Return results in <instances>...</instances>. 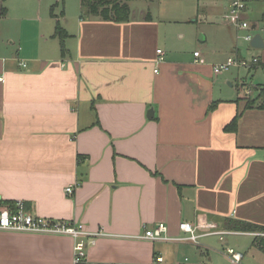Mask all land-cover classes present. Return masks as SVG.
I'll return each mask as SVG.
<instances>
[{"label": "crops", "instance_id": "crops-1", "mask_svg": "<svg viewBox=\"0 0 264 264\" xmlns=\"http://www.w3.org/2000/svg\"><path fill=\"white\" fill-rule=\"evenodd\" d=\"M123 1L127 22L83 16L81 0L55 18L47 0L17 34L0 29V206L22 201L36 216L101 233L86 264H153L167 245L188 242L182 222L215 224L229 232L219 236L226 246L247 239L240 264H264L260 233L226 229L229 220L264 226V98L247 109L235 72L213 71L240 56L226 0L203 13L216 26L212 43L193 34V3L178 12ZM159 223L170 241L140 238ZM214 236L197 245L219 256ZM0 264H74V239L0 231Z\"/></svg>", "mask_w": 264, "mask_h": 264}, {"label": "rangeland", "instance_id": "rangeland-1", "mask_svg": "<svg viewBox=\"0 0 264 264\" xmlns=\"http://www.w3.org/2000/svg\"><path fill=\"white\" fill-rule=\"evenodd\" d=\"M66 0H55V3L50 6V14H52V8L55 6L54 12L60 14L61 8H64ZM150 2L156 5H163L165 7H174L178 9V12L181 11V8H188L190 5L194 6V19L200 17L198 21L192 25L193 34L198 36L200 34L204 35L205 33L212 43L217 39L216 36V26L212 25L213 23L209 22L210 20L204 19L203 13L209 14V9L212 6L213 0H149ZM223 1V0H222ZM225 1V0H224ZM47 0H0V29L5 32L6 35L10 36L12 34H17L19 30H21L18 25H20L21 21H19L23 17H29L34 12V10L41 8L42 4H45ZM228 5V0L225 1ZM134 9L136 7H142L145 1L134 0L133 1ZM223 4V3H222ZM57 5V6H56ZM4 7L7 10L6 15H1V7ZM248 23L251 25L250 32L247 33L245 31H238L233 26L232 29V45L234 50L233 52L236 54L237 50L240 52V56L242 59L251 60L254 56L259 57V64L257 67L252 70L246 68H232L230 72H235L236 77H238L234 84H239L238 87L242 89V91L247 94L248 91L251 90L250 95H247L249 99L258 98L259 94L262 92L264 88V48H253L250 45V42H246L243 37L251 34L261 35L264 39V0H255L249 3L248 5ZM185 9V10H186ZM210 15V14H209ZM221 16V15H220ZM7 21V22H6ZM6 22V23H5ZM216 22V21H214ZM221 23H224L220 20ZM227 22V19H226ZM207 23V24H205ZM228 23V22H227ZM231 25V24H230ZM253 25H256L255 28H252ZM19 29V30H18ZM236 29V30H235ZM201 31V32H199ZM204 31V32H203ZM4 34V33H2ZM231 36V35H230ZM2 37V35H1ZM200 39V36L198 37ZM197 44H201L197 41ZM236 44V45H235ZM235 47V48H234ZM231 50V51H232ZM225 52L226 50H220ZM232 52V53H233ZM229 52H227L228 54ZM231 53V54H232ZM226 53L224 54L227 57ZM230 54V53H229ZM234 54V55H235ZM223 55V54H222ZM238 55H235L236 58ZM242 84H246L243 87ZM260 237H258V243L264 240V232L260 233ZM231 237L230 235L225 236V239ZM213 243L215 244V248L218 250L220 255H216L210 253V250H205L200 246H196L191 242L177 243L179 245H167L165 249L164 255V263L160 264H232L231 260L226 257V249L233 248L236 252H240L242 254H246L249 250L250 243L247 242V239L243 237H232L233 240L231 244L225 243V241H221L219 236H214ZM200 244L202 239L199 240ZM207 253H209L207 255ZM224 256V257H223ZM228 262V263H227Z\"/></svg>", "mask_w": 264, "mask_h": 264}, {"label": "built area", "instance_id": "built-area-1", "mask_svg": "<svg viewBox=\"0 0 264 264\" xmlns=\"http://www.w3.org/2000/svg\"><path fill=\"white\" fill-rule=\"evenodd\" d=\"M255 0H228V15L227 21L234 26L238 31L250 32L251 25L245 19V14L248 10L250 2ZM253 35L248 34L243 37L246 42L252 41ZM158 61H164L165 53L162 50H158ZM196 57L200 56L199 52L195 53ZM259 63V59L254 57L251 60H245L241 57H231L226 62L220 63L214 66L213 71L215 75H220L229 72L232 68H251ZM157 72V70H156ZM0 81L3 78L0 77ZM251 92L248 91V94ZM67 194L73 193V187L66 188ZM199 227V228H198ZM194 226L188 222H182L180 229L187 236L181 241H188L193 244H199V240L205 236H220L221 240H224V236L229 232L220 231L215 224H203L201 226ZM198 229H205L206 232L199 233ZM168 226L165 223H159L153 229H148L141 239L160 242L170 241L168 236ZM0 231L9 232H23L40 235H52V236H69L74 239V264H86L87 263V247L89 245H95L96 239L102 236L101 233H92L87 231L83 225L76 224L74 222L67 221H54L51 219L42 218L36 216L26 209L25 203L18 201L15 203V210L0 213ZM227 255L229 256L232 264H240L243 259V254L236 252L234 249H227ZM164 258L158 256L153 264L163 263ZM124 264V263H119Z\"/></svg>", "mask_w": 264, "mask_h": 264}, {"label": "trees", "instance_id": "trees-1", "mask_svg": "<svg viewBox=\"0 0 264 264\" xmlns=\"http://www.w3.org/2000/svg\"><path fill=\"white\" fill-rule=\"evenodd\" d=\"M5 1V0H3ZM57 6V5H56ZM55 6L52 8V16L57 17L54 13ZM81 10L83 16L90 15H100L105 20H111L117 23L127 22L130 19L131 10L126 1L123 0H81ZM6 13L4 7L1 8V15ZM55 35L61 40L62 51L67 54V49L65 47V39L69 36L66 30L62 27L60 21H57ZM259 64V63H258ZM257 64V65H258ZM264 98V88L259 94L258 98L248 101L247 109L253 108L259 102H263ZM259 107H263L262 104ZM214 108V105L211 106ZM238 116L226 127V131H235L238 124ZM15 210V203H6L4 206H0V213H5L8 211ZM226 229L229 231L236 232H250V233H262L264 232V226L253 224L250 222H245L241 220H229L226 222ZM256 245L264 253V240L258 243V238L256 239Z\"/></svg>", "mask_w": 264, "mask_h": 264}, {"label": "water", "instance_id": "water-1", "mask_svg": "<svg viewBox=\"0 0 264 264\" xmlns=\"http://www.w3.org/2000/svg\"><path fill=\"white\" fill-rule=\"evenodd\" d=\"M255 28V27H253ZM250 45L253 48H264V40L261 35H255L254 38L252 39Z\"/></svg>", "mask_w": 264, "mask_h": 264}]
</instances>
